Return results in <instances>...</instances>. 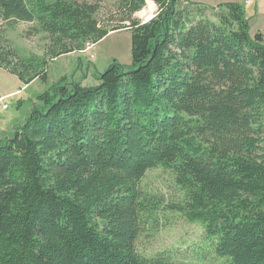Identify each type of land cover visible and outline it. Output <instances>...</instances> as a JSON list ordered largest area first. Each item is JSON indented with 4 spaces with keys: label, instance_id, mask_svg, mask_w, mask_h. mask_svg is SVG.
<instances>
[{
    "label": "trees",
    "instance_id": "16d2710c",
    "mask_svg": "<svg viewBox=\"0 0 264 264\" xmlns=\"http://www.w3.org/2000/svg\"><path fill=\"white\" fill-rule=\"evenodd\" d=\"M116 1L129 23L111 28L99 1L0 0L1 19L47 34L44 57L0 49L26 85L111 30L132 39L131 64L56 82L0 141V264H180L136 248L157 165L185 194L172 209L226 264H264V33L240 2ZM146 4L157 14L142 22Z\"/></svg>",
    "mask_w": 264,
    "mask_h": 264
},
{
    "label": "rangeland",
    "instance_id": "374dc122",
    "mask_svg": "<svg viewBox=\"0 0 264 264\" xmlns=\"http://www.w3.org/2000/svg\"><path fill=\"white\" fill-rule=\"evenodd\" d=\"M88 1L100 2L99 19L102 25L113 28L129 23L122 21L123 16L116 0ZM194 1L209 5L240 1L245 6L251 36L254 37L257 32L264 33V0H252L249 4L244 0ZM149 6L151 4H146L143 9ZM156 8L152 16H156ZM139 12L135 13V17L145 22L146 19L141 18ZM47 43V34L37 29V23L0 18L1 50L14 49L21 57H44ZM115 60L127 65L132 63L131 32L126 28L111 30L94 46L91 43L82 51L54 59L48 67L47 81L36 79L25 86L16 75L0 67V91L4 95L12 93L0 98L9 104L6 110L0 107V141L10 137L15 127L24 123L32 106L38 102V96L53 84L75 80L83 85H96L99 83L98 76ZM141 187L151 208L150 214L142 220L136 240V248L142 256L163 254L180 264H226V260L214 252V245L205 238L203 229L188 222L181 212L172 209L173 204L185 200V194L169 169L157 165L148 170Z\"/></svg>",
    "mask_w": 264,
    "mask_h": 264
},
{
    "label": "bare ground",
    "instance_id": "6f19581e",
    "mask_svg": "<svg viewBox=\"0 0 264 264\" xmlns=\"http://www.w3.org/2000/svg\"><path fill=\"white\" fill-rule=\"evenodd\" d=\"M155 8H156L155 5H151V6H149L148 8H145V9L141 10V11L139 12V16H140L141 18L147 20V19H149L150 17H152V14H153Z\"/></svg>",
    "mask_w": 264,
    "mask_h": 264
},
{
    "label": "built area",
    "instance_id": "2783aa9c",
    "mask_svg": "<svg viewBox=\"0 0 264 264\" xmlns=\"http://www.w3.org/2000/svg\"><path fill=\"white\" fill-rule=\"evenodd\" d=\"M252 0H246V3H250ZM87 45H91V43H87ZM92 46H94V44L92 43ZM0 107L2 110H6L9 107V104L7 102H4V100H0Z\"/></svg>",
    "mask_w": 264,
    "mask_h": 264
},
{
    "label": "crops",
    "instance_id": "0c3cea01",
    "mask_svg": "<svg viewBox=\"0 0 264 264\" xmlns=\"http://www.w3.org/2000/svg\"><path fill=\"white\" fill-rule=\"evenodd\" d=\"M235 2H240V1H235ZM244 2L246 3V0H244ZM240 3H242V2H240ZM219 4V3H218ZM243 4V3H242ZM246 4H248V3H246ZM72 54H74V53H72ZM35 81H36V79H35ZM83 84V83H82ZM27 85H30V84H27ZM27 85H25V86H27ZM0 93H1V91H0ZM8 95H12V93H10V94H7V95H4V94H2L1 93V98L2 97H6V96H8Z\"/></svg>",
    "mask_w": 264,
    "mask_h": 264
},
{
    "label": "water",
    "instance_id": "95a60500",
    "mask_svg": "<svg viewBox=\"0 0 264 264\" xmlns=\"http://www.w3.org/2000/svg\"><path fill=\"white\" fill-rule=\"evenodd\" d=\"M157 9V8H156ZM155 15H153L152 17H150L149 19H147L145 22L151 20Z\"/></svg>",
    "mask_w": 264,
    "mask_h": 264
}]
</instances>
